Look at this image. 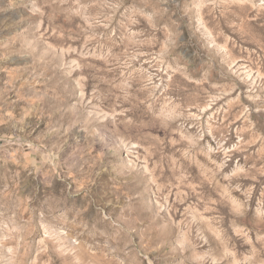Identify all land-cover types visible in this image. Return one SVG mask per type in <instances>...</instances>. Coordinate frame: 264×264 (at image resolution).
Instances as JSON below:
<instances>
[{"label":"rangeland","instance_id":"rangeland-1","mask_svg":"<svg viewBox=\"0 0 264 264\" xmlns=\"http://www.w3.org/2000/svg\"><path fill=\"white\" fill-rule=\"evenodd\" d=\"M0 264H264V0H0Z\"/></svg>","mask_w":264,"mask_h":264}]
</instances>
